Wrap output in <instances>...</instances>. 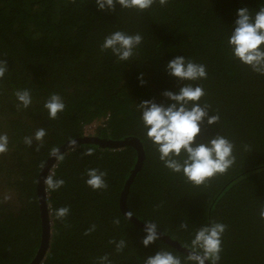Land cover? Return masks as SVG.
I'll use <instances>...</instances> for the list:
<instances>
[{
    "label": "trees",
    "instance_id": "1",
    "mask_svg": "<svg viewBox=\"0 0 264 264\" xmlns=\"http://www.w3.org/2000/svg\"><path fill=\"white\" fill-rule=\"evenodd\" d=\"M242 7L254 17L264 0H169L163 6L156 0L145 11L117 4L114 12L99 11L95 0H0V59L8 65L0 80V134L9 138L8 151L0 155V187L16 196L8 202L0 194V264H30L37 256L43 232L36 190L41 168L51 149L85 137L84 127L101 119L105 126L91 137L136 139L144 159L136 170L138 152L129 145L111 149L83 143L63 153L49 174L65 184L46 190L50 240L41 264H99L105 255L111 264H144L159 250L192 264L164 240L143 245L145 229L120 206L132 175L126 206L133 217L155 223L159 232L189 250L200 227L223 223L219 264H264V220L259 217L264 203V75L235 58L227 43ZM115 31L143 38L128 61L101 51L105 37ZM176 57L205 65L207 78L182 82L169 76L166 66ZM187 83L203 88L199 103L220 117L213 126L204 121L198 142L218 134L235 146L236 163L201 186L165 167L138 108L145 100L172 104L163 93L178 94ZM18 90L31 93L27 109L17 107ZM53 93L66 105L54 120L44 108ZM40 127L47 135L37 152V142L29 147L24 138L34 137ZM88 148L94 154L82 155ZM92 168L107 172L106 190L86 185V171ZM61 207L70 208L64 220L55 215ZM117 218L118 226L113 223ZM185 222L187 230L179 227ZM93 225L95 231L85 235ZM121 239L127 246L117 253L110 241Z\"/></svg>",
    "mask_w": 264,
    "mask_h": 264
},
{
    "label": "clouds",
    "instance_id": "2",
    "mask_svg": "<svg viewBox=\"0 0 264 264\" xmlns=\"http://www.w3.org/2000/svg\"><path fill=\"white\" fill-rule=\"evenodd\" d=\"M156 0H95L98 10L101 12L115 11L119 4L122 9H136L145 11L152 7ZM169 0H159L163 6ZM238 19L235 21V27L227 41L232 49V54L243 64L250 66L258 74L264 75V7L255 13L253 17L246 7L237 10ZM142 36L137 33L129 35L123 31H115L106 36L101 44V51L111 50V52L120 61H128L134 55L136 49L142 43ZM166 71L169 76L177 78L182 82L197 81L207 78L206 66L195 63L184 57H176L171 60ZM8 72L7 61L0 59V80ZM143 85V77H140ZM187 83L179 89V93L165 91L163 96L173 101L172 104L165 106L157 104L155 100L142 101L138 108L142 113L143 125L146 129L148 139L157 147L159 159L165 167L174 173H183L186 180L196 186L206 184L217 174H224L236 163V157L233 154L234 144L221 135L205 141L198 142L201 135L202 125L207 120L208 126L218 123L219 115H209L210 106L201 105L199 101L205 95L203 88L199 85L193 86ZM15 96L23 108L27 109L32 103V97L29 90H18ZM65 103L62 97L56 93L49 96L44 103V108L48 111L49 119H57L58 114L65 110ZM47 135L46 129L40 127L36 130L34 137L26 136L24 143L31 147L33 141L37 143L36 151H40L44 137ZM9 138L7 134H0V155L8 151ZM70 146H77V140L71 138ZM183 153V158L181 155ZM94 150L88 148L82 155L91 156ZM49 155L56 160L62 161L64 155L60 149H51ZM87 179L85 183L93 191L106 190L107 172L92 168L86 171ZM47 191H56L64 186L63 179H54L48 175L44 179ZM70 213L69 207H61L56 210V218L64 220ZM127 215H131L129 212ZM259 217L264 220V203L261 204ZM117 226L120 220L113 221ZM95 225L85 232V235L95 231ZM181 229L187 230L188 224L182 223ZM226 225L223 223L212 222L200 227L191 240L190 254L188 261L192 264H219L222 252V235L226 231ZM145 237L142 243L148 247L159 239L158 226L155 223L145 224ZM115 245L116 252L120 253L126 248L124 239L120 241H110ZM99 264H111L107 255L98 258ZM144 264H182L181 259L170 251L159 250L155 255L144 259Z\"/></svg>",
    "mask_w": 264,
    "mask_h": 264
},
{
    "label": "water",
    "instance_id": "3",
    "mask_svg": "<svg viewBox=\"0 0 264 264\" xmlns=\"http://www.w3.org/2000/svg\"><path fill=\"white\" fill-rule=\"evenodd\" d=\"M83 143H95L100 145L101 147H109L111 149H117V148H122L127 145L129 146H134L137 149L138 152V160H137V166L136 170L141 166V163L144 159V152L142 145L139 143L138 140H122V141H111V140H100L95 137L91 136H85L81 139H77V146ZM76 146H70L69 142L66 143L65 145L61 146L60 151L61 154L65 153L67 150L72 149ZM58 160L55 158L49 156L47 161L44 163V165L41 168L38 182H37V197H38V204H39V210H40V215H41V222H42V241H41V246L38 251L37 256L34 258V260L30 264H41L42 260L44 259V256L47 252V249L49 247V240H50V220H49V214H48V207H47V202H46V189H45V184H44V179L50 174L51 169L55 166ZM132 179L133 175L130 177V179L127 181L123 192L121 193V198H120V206L123 211V214L128 217L132 222H134L137 226L144 228L145 229V223L141 222L139 219L133 217L132 215H127L129 213L127 206H126V201H127V196L129 193L130 186L132 184ZM159 239L164 240L166 243L170 244L174 248H176L178 251L189 255L190 250L187 249L186 247L182 246L180 243L177 241L172 240L169 238L167 235L161 233L158 231ZM206 264H209V261L206 262Z\"/></svg>",
    "mask_w": 264,
    "mask_h": 264
},
{
    "label": "built area",
    "instance_id": "4",
    "mask_svg": "<svg viewBox=\"0 0 264 264\" xmlns=\"http://www.w3.org/2000/svg\"><path fill=\"white\" fill-rule=\"evenodd\" d=\"M105 119H101L99 122L94 121L84 127L85 136H92V134L98 129L99 126H105Z\"/></svg>",
    "mask_w": 264,
    "mask_h": 264
},
{
    "label": "rangeland",
    "instance_id": "5",
    "mask_svg": "<svg viewBox=\"0 0 264 264\" xmlns=\"http://www.w3.org/2000/svg\"><path fill=\"white\" fill-rule=\"evenodd\" d=\"M0 194L4 197L5 201L11 202V201H15L16 196H12V194H10V192L7 191H2V188L0 187Z\"/></svg>",
    "mask_w": 264,
    "mask_h": 264
},
{
    "label": "bare ground",
    "instance_id": "6",
    "mask_svg": "<svg viewBox=\"0 0 264 264\" xmlns=\"http://www.w3.org/2000/svg\"><path fill=\"white\" fill-rule=\"evenodd\" d=\"M173 240V239H172ZM175 241V240H174Z\"/></svg>",
    "mask_w": 264,
    "mask_h": 264
}]
</instances>
